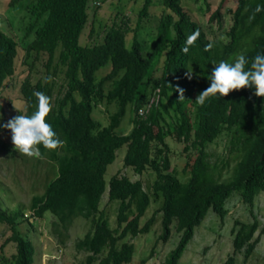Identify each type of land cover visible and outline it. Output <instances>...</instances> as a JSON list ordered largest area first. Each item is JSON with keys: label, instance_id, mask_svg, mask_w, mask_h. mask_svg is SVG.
Returning a JSON list of instances; mask_svg holds the SVG:
<instances>
[{"label": "trees", "instance_id": "16d2710c", "mask_svg": "<svg viewBox=\"0 0 264 264\" xmlns=\"http://www.w3.org/2000/svg\"><path fill=\"white\" fill-rule=\"evenodd\" d=\"M101 3V0H8V8L16 16L8 18L7 26L13 29L15 18L19 19L24 35L19 41L11 29L0 27V113L5 109L2 99L8 81L18 74L21 66V72L29 68L30 73L20 87L25 110L18 115L30 116L36 111L38 100L34 92L51 97L52 111L46 120L63 145L55 150L40 145L41 158L34 157L38 162L45 158L53 162L56 173L44 193L32 198L31 216L25 218L22 207L8 210L0 206V223L12 230L1 250L13 242L16 254L11 264H34L36 247L23 234L21 222L28 220L32 224L51 213L54 235L62 244L75 220L91 223L90 232L76 244L79 252L88 254L87 264H128L136 253L130 239L150 233L161 215L160 240L170 239L173 225L180 235L166 264H181L195 229L209 211L225 220L227 202L238 194L253 221H236L233 253L225 264H236L241 253L248 259L264 234V227L254 213L256 199L264 193V97L256 96L254 87H246L231 91L228 96H212L203 105L196 99L210 86L208 77L215 64L222 60L231 63L237 54H243L248 68L257 54L264 53V11L256 13L249 22V16L257 5L264 6V0H237L227 42L210 39L182 0H143L139 21L153 15L157 3L161 4V15L154 29L149 28L143 37L138 22L131 48L127 41L131 30L124 20L105 26L101 42L82 43L92 10L96 12ZM220 12L219 8L213 19L221 21ZM197 29L199 38L185 54L182 48L186 38ZM94 33L92 27L91 35ZM210 42L214 46L205 51ZM21 47L24 61L19 54ZM37 64L46 68V77L36 80L32 71ZM109 65V72H102L107 74H99ZM53 68L56 74L58 68L64 69V81L57 96L58 82L52 78ZM189 71L191 79L187 78ZM177 86L185 90L183 101H179ZM152 97H158L157 101L151 103L145 116H140L139 110L147 109ZM104 101L118 105V111L105 127L93 116ZM129 107L133 127L124 134L119 128ZM225 134L231 137L237 162L231 175L222 180L228 165L222 168L214 163L209 148ZM169 139L184 144L187 161L182 175L172 164ZM123 146L128 149L126 168L139 175L150 171L156 175L149 190L141 180L133 181L128 176L114 175L107 183L108 167ZM107 190L109 202L118 203L116 228L101 210ZM154 204L158 208L143 223ZM2 259L7 260L4 256Z\"/></svg>", "mask_w": 264, "mask_h": 264}, {"label": "rangeland", "instance_id": "374dc122", "mask_svg": "<svg viewBox=\"0 0 264 264\" xmlns=\"http://www.w3.org/2000/svg\"><path fill=\"white\" fill-rule=\"evenodd\" d=\"M102 5L94 12L92 10L91 19L87 25L83 37V44L94 45L103 40L105 26H111L114 21L128 22L131 32L128 34V47H132V37L134 31L137 30V24L140 22V33L146 34L149 28L154 29L157 20L161 15L162 7L160 3L155 7L153 15L139 21V12L143 6V0H101ZM186 10L194 16L206 29L210 39L228 41V32L233 24L232 12L237 7V0H182ZM222 4V5H221ZM221 9L220 15L222 20L213 19V14ZM16 16L11 9L8 8V0H0V27L5 30L14 32L18 40L22 39L24 32L19 26V19L14 20L12 25L7 26L8 18ZM18 16V15H17ZM19 18V17H17ZM4 22V23H3ZM92 27L95 33L91 35ZM127 27V28H128ZM144 31V32H143ZM148 35H145L147 38ZM152 46V45H151ZM19 49L20 57L24 56V49ZM25 56L23 57V61ZM57 63V61H56ZM55 65V64H54ZM108 68V69H107ZM102 69L108 71L110 65ZM7 83L4 91L2 103L5 107L4 112L0 113V206L2 209L14 210L22 207L26 216H31L29 209L32 198L35 195L44 193L46 184L55 176L54 163L48 159L38 162L34 157H28L20 154L12 143V133L10 129L3 127L10 119L18 116L19 112L25 110L24 102L21 100L20 87L23 79L28 75L29 68L26 67L25 72H21ZM46 68L37 64L32 76L36 80L40 77H46ZM104 72L101 75H105ZM53 80L58 82L56 96L59 94L60 85L64 81V69L58 68L57 74L53 68ZM109 87V86H108ZM158 97H152L150 104ZM118 111L116 103L108 104L106 101L100 103L95 111L94 118L101 123L103 127L110 123L111 116ZM132 112L128 108L125 118L122 120L119 132L128 134L131 132L133 124L131 123ZM171 150L172 164L176 168L179 175L183 173V167L187 161L186 153H184V144L177 143L171 139L168 140ZM231 137L223 135L209 148L212 161L224 167L222 180L227 179L236 165L237 159H234L233 149L231 148ZM127 146H123L117 151V158L113 164L108 167L105 179L110 182L114 175L128 176L131 180H141L145 188L149 190L156 179V175L150 171L143 175L136 174L132 168H126L124 164ZM16 152V153H15ZM15 153V156L13 155ZM158 208L154 204L150 207L144 217L143 223L149 219ZM228 214L225 220H221L212 210L209 211L207 218L203 223L195 229V235L188 244L180 263L181 264H225L228 257L233 253V229L236 221L252 222L253 216L247 205L242 201L240 195L235 194L227 202ZM101 210H104L110 218L114 228L117 227L116 218L118 203L109 202V192L105 193ZM254 213L261 221L264 227V193L260 194L256 199ZM54 217L51 213H47L43 219H35L32 224L28 220L21 222V230L23 234L34 242L36 247V257L34 264H87L88 254L79 252L76 244L79 239L83 238L90 232L92 225L84 219L74 221L68 233V237H64L65 242L62 244L54 235L53 223ZM63 231V230H62ZM64 232V231H63ZM163 232L161 226V215L158 217L157 224L152 228L150 233L131 238L130 241L136 246V253L133 261L128 264H166V259L171 251H173L179 241L180 235L176 231V226L172 227V235L168 241L160 240ZM65 233V232H64ZM12 236V230L7 224L0 223V264H11L12 257L16 254V244L10 242L6 244L4 250L2 245ZM255 252L248 259H245L243 253L236 257V264H264V234L260 237ZM7 260L2 259V257ZM145 260V263L142 261ZM93 264H100L95 262Z\"/></svg>", "mask_w": 264, "mask_h": 264}, {"label": "clouds", "instance_id": "9594fccd", "mask_svg": "<svg viewBox=\"0 0 264 264\" xmlns=\"http://www.w3.org/2000/svg\"><path fill=\"white\" fill-rule=\"evenodd\" d=\"M262 11H264V6L257 5L253 15L249 16V22L255 19L256 13ZM199 35L200 32L197 29L187 36L185 46L182 48L185 54L195 44ZM213 46L210 42L206 45L205 51L211 50ZM247 64L248 60L243 54H237L231 63L222 60L215 64L214 70L208 77L211 81L210 86L198 95L196 102L203 105L212 96L217 94L228 96L231 91L246 87H254L255 95L264 97V53L257 54L250 67L246 68ZM187 78H192L191 71L187 74ZM49 82H51V77H49ZM175 91L179 92V101H183L185 90L177 86ZM33 95L38 100L36 111L30 116L20 114L10 119L3 127L11 130L12 143L20 154L41 158L40 145L46 149L55 150L63 145V141L58 138L52 125L46 120L52 111L51 97L40 91L34 92Z\"/></svg>", "mask_w": 264, "mask_h": 264}, {"label": "built area", "instance_id": "2783aa9c", "mask_svg": "<svg viewBox=\"0 0 264 264\" xmlns=\"http://www.w3.org/2000/svg\"><path fill=\"white\" fill-rule=\"evenodd\" d=\"M153 103V102H152ZM149 109H150V106H149V108H142V109H140V111H139V114L141 115V116H145V114L149 111Z\"/></svg>", "mask_w": 264, "mask_h": 264}]
</instances>
